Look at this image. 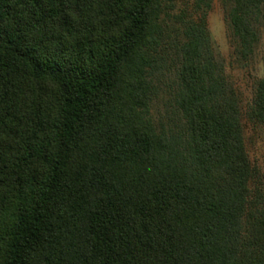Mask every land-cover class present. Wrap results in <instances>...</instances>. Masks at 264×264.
<instances>
[{
	"label": "trees",
	"instance_id": "16d2710c",
	"mask_svg": "<svg viewBox=\"0 0 264 264\" xmlns=\"http://www.w3.org/2000/svg\"><path fill=\"white\" fill-rule=\"evenodd\" d=\"M182 5L181 11L177 8ZM213 0H0V264H264V171ZM264 0H226L240 56ZM175 75L182 131L150 116Z\"/></svg>",
	"mask_w": 264,
	"mask_h": 264
},
{
	"label": "rangeland",
	"instance_id": "374dc122",
	"mask_svg": "<svg viewBox=\"0 0 264 264\" xmlns=\"http://www.w3.org/2000/svg\"><path fill=\"white\" fill-rule=\"evenodd\" d=\"M225 1L213 0L208 27L216 53L224 64L228 83L237 91L246 113L252 104L256 82L264 79V17L255 24L260 40L254 53L244 59L238 53L237 43L225 22ZM181 8L182 5H179L177 13ZM176 94V77L171 74L158 85L157 96L150 106V116L166 129L182 131L183 124L177 109ZM245 137L253 164L264 171V124L253 125L245 119Z\"/></svg>",
	"mask_w": 264,
	"mask_h": 264
}]
</instances>
